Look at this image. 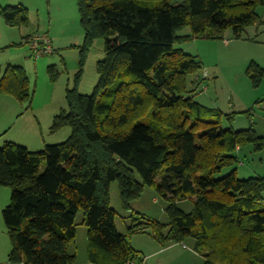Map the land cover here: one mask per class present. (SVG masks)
<instances>
[{
    "label": "trees",
    "instance_id": "obj_1",
    "mask_svg": "<svg viewBox=\"0 0 264 264\" xmlns=\"http://www.w3.org/2000/svg\"><path fill=\"white\" fill-rule=\"evenodd\" d=\"M75 1L83 31L80 64L94 40L104 43L98 81L91 95H80L78 72L74 87L66 90L67 110L49 128L50 133L69 128L64 142L40 151L12 142L0 147V186L11 190L1 212L11 247L7 263L75 264L68 247L81 210L89 264H142L126 242L142 226L162 243L192 239L201 264H264V177L239 180L232 169L215 178L234 166L237 148L250 143L262 150L264 139L251 129L235 132L202 120L213 112L186 97V77L200 64L174 49L200 35L221 39L226 30L240 39L261 22L256 9L264 8V0ZM0 16L10 27L27 25L22 6L5 7ZM184 28L190 35H177ZM245 74L254 88L264 79V69L253 61ZM27 87L21 68L0 69V96L23 102L30 98ZM159 173L157 190L170 201L167 223L133 213L138 222L126 235L118 234L110 183L116 181L121 206L128 209ZM186 197L192 198L190 213L176 205Z\"/></svg>",
    "mask_w": 264,
    "mask_h": 264
},
{
    "label": "rangeland",
    "instance_id": "obj_2",
    "mask_svg": "<svg viewBox=\"0 0 264 264\" xmlns=\"http://www.w3.org/2000/svg\"><path fill=\"white\" fill-rule=\"evenodd\" d=\"M169 2L179 5L184 0ZM17 6L26 9L27 25L10 27L0 16V69L3 71L7 66L21 68L27 77L30 98L18 102L10 95L0 96V147L11 141L22 147L28 146L31 148L29 151H40L44 146L60 144L69 137L67 127L50 133L52 118L62 111L66 112L65 92L74 87L78 72V94L89 96L93 93L98 81L96 64L103 60L104 43L102 39L94 40L85 52L81 65L83 31L75 0H0V11L5 7ZM256 12L263 25L264 8L258 7ZM261 33L255 35L254 30L248 28L240 39H235L231 31L226 30L221 39L200 35L175 44L174 49L195 58L200 64L193 76L186 77V97H191L195 103L213 112L203 115L202 120L219 121L222 129L235 132L251 129L257 137L264 139V79L254 88L245 74L247 65L258 57L261 48L258 43L264 38V32ZM35 35L45 36L49 40L51 54L33 57L26 41ZM177 35L188 36L190 30L184 28ZM195 77L199 78L198 84L191 82ZM30 130L35 140L23 134ZM233 154L237 159L234 166L223 169L215 178L227 175L232 169L239 180L264 177V148L256 151L252 144L247 143ZM43 169L44 164L38 171L42 172ZM135 179L140 182L138 175H135ZM160 181L159 173L154 184L145 186L128 209L121 206L116 181L110 183L109 206L115 212L114 226L118 234L126 235L127 229L138 222L133 221L136 217L133 213L161 225L167 223L165 209L170 201L158 192ZM10 194V188L0 186V257L6 253L8 255L11 248L1 214L9 204ZM176 205L184 213H190L192 198L179 200ZM82 221L83 212L79 210L74 219L75 239L68 247V252L76 255L75 264H88L87 229ZM139 223H144V220ZM142 227L145 229L142 233L126 238L142 264L202 263L192 239L177 244L162 243L154 239L149 227ZM165 233L166 229L163 231Z\"/></svg>",
    "mask_w": 264,
    "mask_h": 264
},
{
    "label": "built area",
    "instance_id": "obj_3",
    "mask_svg": "<svg viewBox=\"0 0 264 264\" xmlns=\"http://www.w3.org/2000/svg\"><path fill=\"white\" fill-rule=\"evenodd\" d=\"M26 43L34 58L38 56L49 55L52 53L49 40L42 35H35L27 39ZM127 264H137L135 262H128Z\"/></svg>",
    "mask_w": 264,
    "mask_h": 264
},
{
    "label": "crops",
    "instance_id": "obj_4",
    "mask_svg": "<svg viewBox=\"0 0 264 264\" xmlns=\"http://www.w3.org/2000/svg\"><path fill=\"white\" fill-rule=\"evenodd\" d=\"M262 21L259 23V24H255V25H253V26H251V27H248L249 28V30H254V33H255V35H256V33H261V32H264L263 31V26H264V24L262 25ZM248 28H246V29H248ZM262 34V33H261ZM259 45L258 46H260L261 48H264V38L262 39V40H260V42L258 43ZM261 48H260V50H259V54H258V57L257 58H254L253 60H254V62L257 64V65H259L261 68H263L264 69V51H261ZM12 107V106H11ZM10 115V114H9ZM23 134L24 135H29V136H31V137H33V139H34V137H35V135L33 134V131L32 130H30L29 132H23ZM35 140V139H34ZM11 142V141H10ZM13 143H16V142H13ZM19 145H21V144H19ZM25 148H27V149H31V148H29L28 146H24ZM34 151V150H33ZM35 151H37V150H35ZM6 255H7V253H6ZM6 255H3V256H1L0 257V264H9V263H7V260H6ZM85 262H82V264H84ZM19 264H21V263H19ZM89 264V263H88Z\"/></svg>",
    "mask_w": 264,
    "mask_h": 264
}]
</instances>
